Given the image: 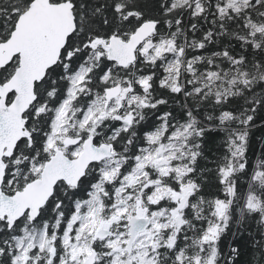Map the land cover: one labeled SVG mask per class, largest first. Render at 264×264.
Here are the masks:
<instances>
[{"label":"snow or ice","instance_id":"1","mask_svg":"<svg viewBox=\"0 0 264 264\" xmlns=\"http://www.w3.org/2000/svg\"><path fill=\"white\" fill-rule=\"evenodd\" d=\"M0 264H264V0H0Z\"/></svg>","mask_w":264,"mask_h":264},{"label":"trees","instance_id":"2","mask_svg":"<svg viewBox=\"0 0 264 264\" xmlns=\"http://www.w3.org/2000/svg\"><path fill=\"white\" fill-rule=\"evenodd\" d=\"M257 136H259V132H257Z\"/></svg>","mask_w":264,"mask_h":264}]
</instances>
